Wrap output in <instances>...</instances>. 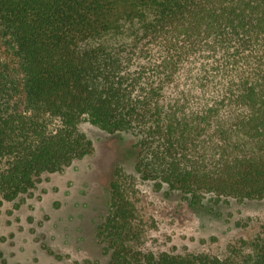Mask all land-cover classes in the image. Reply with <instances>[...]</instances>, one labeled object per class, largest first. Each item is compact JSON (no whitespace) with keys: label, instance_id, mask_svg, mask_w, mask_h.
<instances>
[{"label":"trees","instance_id":"1","mask_svg":"<svg viewBox=\"0 0 264 264\" xmlns=\"http://www.w3.org/2000/svg\"><path fill=\"white\" fill-rule=\"evenodd\" d=\"M82 120L137 137L96 225L109 264H264V232L145 249L137 208L139 182L264 198V0H0V206L91 152Z\"/></svg>","mask_w":264,"mask_h":264},{"label":"rangeland","instance_id":"2","mask_svg":"<svg viewBox=\"0 0 264 264\" xmlns=\"http://www.w3.org/2000/svg\"><path fill=\"white\" fill-rule=\"evenodd\" d=\"M79 129L92 141L90 153L42 174L29 194L0 206V264H109L96 225L108 211L114 169L134 173L137 137L106 133L87 120ZM138 190L145 249L225 256L228 245L264 232V198L192 204L165 185L139 182Z\"/></svg>","mask_w":264,"mask_h":264}]
</instances>
